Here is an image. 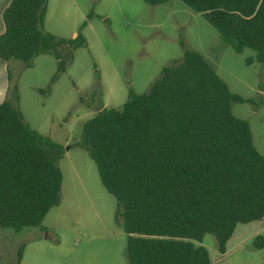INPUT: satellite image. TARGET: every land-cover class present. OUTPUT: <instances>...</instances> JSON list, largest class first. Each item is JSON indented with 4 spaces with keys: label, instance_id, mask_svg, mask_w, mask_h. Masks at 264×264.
I'll return each mask as SVG.
<instances>
[{
    "label": "trees",
    "instance_id": "trees-1",
    "mask_svg": "<svg viewBox=\"0 0 264 264\" xmlns=\"http://www.w3.org/2000/svg\"><path fill=\"white\" fill-rule=\"evenodd\" d=\"M143 1L157 6L169 0ZM180 1L201 14L226 46L239 54L251 49L264 65V0ZM47 11L48 0H11L0 59L31 69L37 57L52 55V86L87 41L82 33L69 40L47 33ZM8 80L0 104V230L42 229L61 204L65 151L29 126L10 72ZM246 102L200 53L185 49L147 92L131 91L121 108H103L84 124L80 146L117 201L129 264H213L201 245L206 234L223 255L237 226L264 217V155L249 123L232 109ZM257 241L264 248V238ZM24 250L19 248L17 264Z\"/></svg>",
    "mask_w": 264,
    "mask_h": 264
},
{
    "label": "rangeland",
    "instance_id": "rangeland-1",
    "mask_svg": "<svg viewBox=\"0 0 264 264\" xmlns=\"http://www.w3.org/2000/svg\"><path fill=\"white\" fill-rule=\"evenodd\" d=\"M44 29L63 40L82 33L87 41L52 86L57 71L52 55L37 57L31 69L22 61L9 63L24 119L64 148L62 200L45 218L43 233L40 227L0 230V264H17L21 246V264H129L127 236L115 219L117 201L80 146L83 127L101 109L121 108L131 91L147 92L164 68L183 59L185 49L200 53L233 94L249 101L233 103V114L249 123L264 155V65L255 51L239 54L226 46L219 32L180 0L157 6L143 0H48ZM258 237L264 238V217L237 226L223 255L211 234L201 245L213 264H264Z\"/></svg>",
    "mask_w": 264,
    "mask_h": 264
},
{
    "label": "crops",
    "instance_id": "crops-1",
    "mask_svg": "<svg viewBox=\"0 0 264 264\" xmlns=\"http://www.w3.org/2000/svg\"><path fill=\"white\" fill-rule=\"evenodd\" d=\"M10 2L11 0H0V35L4 32L3 14L7 7L10 5ZM8 72L9 64L0 59V104H2L7 97V92L9 89ZM41 230L43 233L44 228H42ZM37 239L38 237L35 236L34 240Z\"/></svg>",
    "mask_w": 264,
    "mask_h": 264
}]
</instances>
